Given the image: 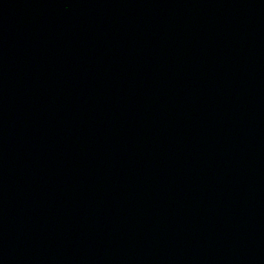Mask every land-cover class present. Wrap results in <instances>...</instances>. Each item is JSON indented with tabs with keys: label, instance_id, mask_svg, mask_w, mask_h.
Masks as SVG:
<instances>
[{
	"label": "water",
	"instance_id": "water-1",
	"mask_svg": "<svg viewBox=\"0 0 264 264\" xmlns=\"http://www.w3.org/2000/svg\"><path fill=\"white\" fill-rule=\"evenodd\" d=\"M0 264H264V0H0Z\"/></svg>",
	"mask_w": 264,
	"mask_h": 264
}]
</instances>
